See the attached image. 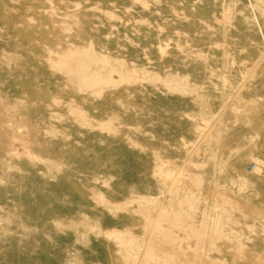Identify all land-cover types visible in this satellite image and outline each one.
Here are the masks:
<instances>
[{"label": "rangeland", "instance_id": "obj_1", "mask_svg": "<svg viewBox=\"0 0 264 264\" xmlns=\"http://www.w3.org/2000/svg\"><path fill=\"white\" fill-rule=\"evenodd\" d=\"M0 264H264V0H0Z\"/></svg>", "mask_w": 264, "mask_h": 264}, {"label": "bare ground", "instance_id": "obj_2", "mask_svg": "<svg viewBox=\"0 0 264 264\" xmlns=\"http://www.w3.org/2000/svg\"><path fill=\"white\" fill-rule=\"evenodd\" d=\"M74 53V52H73ZM75 54V53H74ZM82 54H83V52H82ZM80 57V56H79ZM82 57V56H81ZM84 58H86V57H84ZM83 59V58H82ZM81 59V60H82ZM80 61V60H79ZM83 61V60H82ZM81 61V62H82ZM124 62V61H123ZM120 65L122 64V62L121 63H119ZM119 65V66H120ZM116 67V66H115ZM121 68H122V65L120 66ZM134 67V66H133ZM124 68H125V66H124ZM123 68V69H124ZM110 69V68H109ZM120 69V68H119ZM108 71H110V73H112V72H114L115 71V69H110V70H108ZM125 72H130L131 70L130 69H125L124 70ZM133 71V70H132ZM98 72V71H97ZM142 72V71H141ZM90 73V72H89ZM95 73V72H94ZM123 72H120L119 74L118 73H116L117 75L116 76H118L117 78H119V75H121ZM144 73V72H143ZM86 74H88V73H85V76H82L81 77V81H83L82 83H84L85 85H92V84H94L95 82H97V80H98V77H95L94 75H93V77L92 78H89V76H87ZM89 75V74H88ZM111 75V74H110ZM113 75H114V73H113ZM125 75V74H124ZM138 75V74H137ZM100 76V75H99ZM123 75H121V77H122ZM126 76L127 77H129L127 74H126ZM108 77H111V76H108ZM125 77V76H124ZM113 78H115V77H113ZM100 79H101V77H100ZM116 79V78H115ZM123 79V78H122ZM121 79V80H122ZM105 80V79H104ZM107 80H110V79H107ZM183 80V79H182ZM113 81V80H112ZM107 82V81H106ZM109 82V81H108ZM114 82V81H113ZM168 82V81H167ZM111 83V82H110ZM185 83V82H184ZM185 85V84H184ZM81 90V89H80ZM256 161H258V160H256ZM257 163V162H256ZM259 164V163H258ZM257 171V172H259L260 171V167H258L256 164H254V165H252V167H251V171L253 172V171ZM170 191V190H169ZM102 199V198H101ZM142 200V199H141ZM137 202V201H136ZM180 202V201H179ZM147 204V203H146ZM119 209V208H118ZM149 216V215H148ZM161 216V214H159V216H158V218ZM159 220V219H158ZM157 220V221H158ZM149 222L150 223H152V219H150L149 220ZM157 224H159V223H157ZM156 225V224H155ZM119 236V235H118ZM121 236V235H120ZM132 236V235H131ZM116 238H117V236H116ZM120 238V237H119ZM125 238V237H124ZM190 238V237H189ZM131 239V238H130ZM119 240H121V239H119ZM126 242H127V240H126ZM132 256V255H131ZM173 257V256H172Z\"/></svg>", "mask_w": 264, "mask_h": 264}]
</instances>
